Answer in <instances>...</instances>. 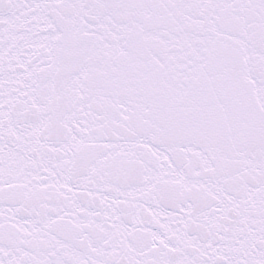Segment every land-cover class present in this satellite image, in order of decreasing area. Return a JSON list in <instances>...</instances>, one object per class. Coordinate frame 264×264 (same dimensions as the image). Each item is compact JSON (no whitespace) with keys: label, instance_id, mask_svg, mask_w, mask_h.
Returning <instances> with one entry per match:
<instances>
[{"label":"snow or ice","instance_id":"1","mask_svg":"<svg viewBox=\"0 0 264 264\" xmlns=\"http://www.w3.org/2000/svg\"><path fill=\"white\" fill-rule=\"evenodd\" d=\"M0 264H264V0H0Z\"/></svg>","mask_w":264,"mask_h":264}]
</instances>
